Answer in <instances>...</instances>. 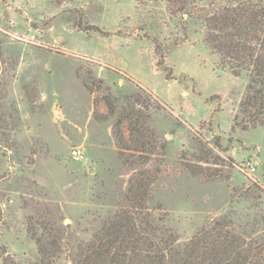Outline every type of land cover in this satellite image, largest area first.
<instances>
[{
  "label": "rangeland",
  "instance_id": "obj_1",
  "mask_svg": "<svg viewBox=\"0 0 264 264\" xmlns=\"http://www.w3.org/2000/svg\"><path fill=\"white\" fill-rule=\"evenodd\" d=\"M204 33L166 0H0V264H33V231L73 264L125 204L134 169L114 126L133 106L155 148L129 157L154 177L148 209L179 247L222 216L264 231V125L246 122L248 77Z\"/></svg>",
  "mask_w": 264,
  "mask_h": 264
},
{
  "label": "trees",
  "instance_id": "obj_2",
  "mask_svg": "<svg viewBox=\"0 0 264 264\" xmlns=\"http://www.w3.org/2000/svg\"><path fill=\"white\" fill-rule=\"evenodd\" d=\"M166 2L173 15L202 19L204 40L218 55L222 66L235 76L247 75L240 112L252 126L264 125V0ZM83 28L100 31L94 25ZM155 51L160 65L164 53L158 42ZM108 108L110 113L115 111L112 103ZM141 118L144 119L133 106L114 126L120 156L134 169L124 194L125 204L89 240L80 243L73 264H264V231L255 236L246 235L238 231L227 216L202 226L183 247L177 245V237L170 228L154 221L147 206L154 177L138 171L134 160H130L155 148ZM125 120L127 137L122 130ZM32 234L38 248L33 264H54L56 240L34 231ZM4 263L9 264V261Z\"/></svg>",
  "mask_w": 264,
  "mask_h": 264
},
{
  "label": "built area",
  "instance_id": "obj_3",
  "mask_svg": "<svg viewBox=\"0 0 264 264\" xmlns=\"http://www.w3.org/2000/svg\"><path fill=\"white\" fill-rule=\"evenodd\" d=\"M79 150L78 149H72L71 153L73 157H79Z\"/></svg>",
  "mask_w": 264,
  "mask_h": 264
}]
</instances>
